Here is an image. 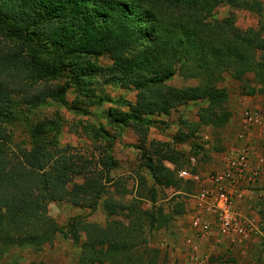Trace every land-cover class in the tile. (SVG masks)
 <instances>
[{
  "label": "trees",
  "instance_id": "obj_1",
  "mask_svg": "<svg viewBox=\"0 0 264 264\" xmlns=\"http://www.w3.org/2000/svg\"><path fill=\"white\" fill-rule=\"evenodd\" d=\"M222 5L258 15L257 27H238L232 14L215 18V10ZM0 35L19 42L6 54L10 65H25L22 82L14 87L10 83L17 77L6 81L0 71V257L7 244L39 248L60 235L75 243L83 237L74 264H164L160 249L141 247L146 241L144 234L170 225L174 215L161 208L142 210L135 197L127 205L104 199L106 217L121 216L104 226L79 216L58 225L42 212V206L52 202L95 209L113 186L108 173L117 160L109 154L98 159L93 152L86 156L85 149L60 146L45 138V131L56 125L53 121L31 122L29 149L13 144L8 126L21 120V101L23 108L44 103L46 88L30 90L36 82L66 77L77 96H86V79L92 81L95 73L104 72L120 88L135 91L128 112L117 119L112 114L110 122L131 126L141 142L154 123L152 117L168 115L188 102H204L198 108L195 126L221 128L231 117L227 92L219 87L225 75L239 83L244 95L264 94L261 2L0 0ZM103 57L111 64H101ZM177 64L180 75L199 80V86L169 85ZM65 90L55 94L58 101L65 102ZM196 131L178 133L175 143L194 139ZM160 149L161 159L153 162L148 157L145 164L153 184L165 189L178 181L164 161L179 164L181 154L170 145ZM193 149L197 156L204 150L198 144ZM155 196L153 189L151 200Z\"/></svg>",
  "mask_w": 264,
  "mask_h": 264
},
{
  "label": "rangeland",
  "instance_id": "obj_2",
  "mask_svg": "<svg viewBox=\"0 0 264 264\" xmlns=\"http://www.w3.org/2000/svg\"><path fill=\"white\" fill-rule=\"evenodd\" d=\"M258 1L261 2L264 12V0ZM230 14L234 16L236 25L242 29L257 27L258 15L238 7L219 6L214 12V17L222 18ZM18 45L17 40L0 35V68L6 67L0 70L1 77L6 78V81L17 77L10 83L11 87L19 81L22 82L25 74V65H10L6 56ZM100 63L107 66L111 61L103 57L100 58ZM176 68V74L167 81L169 85L178 88L199 86V80L185 79L180 75L179 64ZM249 77L252 78V75ZM91 78L92 81L86 79V96H77L76 92L68 87L66 77L36 82L30 90H39L42 87L43 91L46 88L44 103L34 108H23L21 101V120L8 126L13 144L29 149L31 122L53 121L56 125L45 131V138L56 141L60 146L68 144L77 149H85L86 156L93 152L98 159L109 154L117 160V165L108 173L113 186L104 194L95 209L65 202H52L42 206V212L54 218L58 225H64L69 218L79 216L88 222L104 226L111 220L121 218L106 217L103 210L104 199L127 205L128 201L135 197L142 210L150 212L161 208L165 213L174 215L167 228L144 234L146 241L141 243V247L160 249L165 257L164 264H264V94L244 95L239 83L225 75L219 87L227 92V106L231 117L223 127L212 129L195 126L198 108L204 105V102H188L174 108L168 115L152 117L154 123L148 129L146 140L141 142L131 126L112 124L110 120L112 114L114 119H117L128 112L127 104L134 102L135 91L120 88L108 73H95ZM64 88L65 102H61L56 99L55 94ZM74 105L80 107L79 111L73 108ZM249 111H255L261 117L259 128H256L254 133L251 130L253 126L245 120V114ZM194 128L197 129L194 139L175 143L178 133L190 132L195 130ZM160 143L164 146H160ZM194 144L204 148L198 156L193 154ZM165 145L174 147L181 157L180 165L164 161L166 168L174 171L178 182L163 189L153 184L145 162L148 157L153 158V162H158L162 153L160 148L164 149ZM240 145L249 148L255 145L263 162L252 160L251 170H246V173L237 177L234 183L226 188L228 196H231L234 202L232 218L238 222V229L229 239L216 237L211 233L215 213L205 209L207 205L202 208L196 197L202 188L208 186L203 183H209L210 176L217 172L226 159L234 155ZM156 152H159L158 155H155ZM251 156L252 153L250 158ZM191 157L195 159V165L191 164ZM180 170L198 175L200 180H182L177 176ZM35 185L39 183L35 181ZM142 189L150 192L142 194ZM153 189L156 190L155 200H151ZM175 212L178 213L175 215ZM198 213L207 222L211 220L208 229L201 234H195V229L192 228V220ZM186 227L187 234L184 233ZM81 239L83 240V237ZM82 240L75 243L57 235L52 244L39 248L7 244L0 257V263L74 264L78 260ZM187 240L200 246L198 255L193 253L195 257L200 258L199 261L190 263L191 252L187 250ZM225 240H229V243L224 242Z\"/></svg>",
  "mask_w": 264,
  "mask_h": 264
},
{
  "label": "built area",
  "instance_id": "obj_3",
  "mask_svg": "<svg viewBox=\"0 0 264 264\" xmlns=\"http://www.w3.org/2000/svg\"><path fill=\"white\" fill-rule=\"evenodd\" d=\"M260 118V115H258L255 111H249L245 114V120L251 126L259 123ZM250 154L251 150L249 147L245 145L238 146L234 155L225 160L222 170H219L214 175L210 176L211 179L209 180V183H203L208 186L206 188H202L196 197L202 208L207 205L205 209L215 213V221L212 227L217 230L218 236L222 238L224 236L230 238L237 232L238 222L232 218L234 213V202L231 196H228L226 188H228L229 185H232L237 177H241L242 174L246 173ZM190 162L192 165H195V159L193 157L190 158ZM177 176L182 180L191 179L197 182L200 180L198 175H191L186 170L178 171ZM210 222L211 220L207 222V220L203 219L202 215L199 216L198 213L192 220V228L195 229V234L205 233ZM238 231L241 232V230ZM185 243L187 245L188 252H191L189 258L190 263L199 261L198 259L200 258L195 257L193 253L196 252L198 255V248L200 246L188 240Z\"/></svg>",
  "mask_w": 264,
  "mask_h": 264
},
{
  "label": "crops",
  "instance_id": "obj_4",
  "mask_svg": "<svg viewBox=\"0 0 264 264\" xmlns=\"http://www.w3.org/2000/svg\"><path fill=\"white\" fill-rule=\"evenodd\" d=\"M258 125H259V123H256V124H254V126L252 127V132L254 133V130L256 129V128H259L258 127ZM252 134V133H251ZM250 150H251V153H252V156H251V158L249 159V161H248V163H247V171H249V170H251V165H252V163H251V161L253 160V161H262L263 162V158L261 157V155L259 154V151H257V149L255 148V145H252V147H250ZM232 152V151H231ZM222 168H223V164H222V166L217 170V171H219V170H222ZM178 222V221H177ZM180 223V222H179ZM211 233H212V235H215L216 237L218 236V232H217V230L215 229V228H211ZM187 232H188V230H187V227L184 229V233L185 234H187ZM223 238H226V239H229L228 237H223ZM224 242H226L227 244L229 243V240H225ZM223 245H225V244H223ZM224 247H227V246H224Z\"/></svg>",
  "mask_w": 264,
  "mask_h": 264
}]
</instances>
